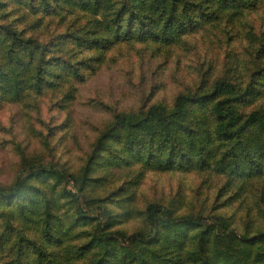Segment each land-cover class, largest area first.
Here are the masks:
<instances>
[{
  "label": "trees",
  "instance_id": "16d2710c",
  "mask_svg": "<svg viewBox=\"0 0 264 264\" xmlns=\"http://www.w3.org/2000/svg\"><path fill=\"white\" fill-rule=\"evenodd\" d=\"M260 1L0 0V108H35L48 94L46 104L68 110L113 48L212 39L191 45L190 79L170 102L154 97L157 84L134 87L133 107L92 100L105 119L76 166L58 162L48 142L33 152L10 143L17 164L0 182V264H264V31L248 20L231 30ZM234 35L240 49L227 46ZM119 162L139 174L222 177L214 201L228 194L218 206L184 205L177 188L143 202L141 226L121 228L107 203L127 180L108 192L101 184ZM231 196L240 205L228 212Z\"/></svg>",
  "mask_w": 264,
  "mask_h": 264
},
{
  "label": "rangeland",
  "instance_id": "374dc122",
  "mask_svg": "<svg viewBox=\"0 0 264 264\" xmlns=\"http://www.w3.org/2000/svg\"><path fill=\"white\" fill-rule=\"evenodd\" d=\"M249 12L245 19L232 25L233 32L240 31L247 20V24L253 25L252 27L257 31H264V1H260ZM208 40L212 39L208 34L202 33L198 40L184 42V45L181 43L177 47L159 52L152 50L149 44L123 46L121 49L113 48L107 52L105 62L100 65L95 75L78 86L75 100L68 110L46 104V101L50 99L48 94L38 98L39 103L35 108L17 104L2 106L0 108V182L5 183L11 180L15 174L17 157L10 148L11 142L26 144L28 152L38 151L37 144L48 142L53 145L52 152L58 162L76 166L81 157L87 153L97 126L101 125L105 119L101 109L93 107L92 102L96 99L112 101L117 108L133 107L140 96L135 93L134 87L140 85L142 92H145L149 84H157L158 88L154 97L166 103L170 102L177 88L175 84L187 83L190 79L186 65L192 59L191 45L200 51L202 45ZM238 41L239 37L236 38L234 35L227 40V46L240 49V45L245 41ZM224 43L221 41L217 46H225ZM210 48L212 49V46ZM238 56L244 57L243 54ZM178 65L180 68H177ZM63 124L65 125L62 126ZM52 126V133L48 134V129ZM115 146L117 147L116 144ZM116 150L119 151L118 147ZM122 154L123 157L129 158L128 152L122 151ZM98 164L100 163L94 164L93 174L95 175L104 171V168L96 167ZM119 165L122 166L120 168L105 167L103 174L105 179L101 184L106 185L104 190L108 192L112 188H119L121 182L127 180L125 181L127 193L111 197L107 203L118 213L117 226L121 228L133 229L141 226L139 211L143 202L156 197L166 198L178 189L184 195L182 202H185L184 205L203 203L218 206L228 194L226 192L214 201L213 197L223 181L222 177L192 171L191 173L147 171L139 174L131 163L130 167L120 162ZM127 194L130 198L126 200L122 198L123 202H119L122 200L121 197ZM240 199L241 197L231 196L224 201L225 209L228 212L236 211V205H240L238 203Z\"/></svg>",
  "mask_w": 264,
  "mask_h": 264
}]
</instances>
